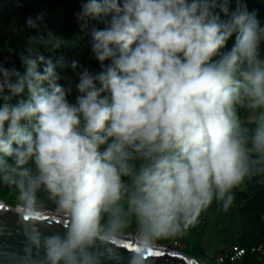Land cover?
Here are the masks:
<instances>
[{
    "label": "clouds",
    "instance_id": "1",
    "mask_svg": "<svg viewBox=\"0 0 264 264\" xmlns=\"http://www.w3.org/2000/svg\"><path fill=\"white\" fill-rule=\"evenodd\" d=\"M235 2L83 0L82 28L102 18L105 27L90 33L100 71L71 65L82 69L75 103L34 47L64 41L40 31L42 13L27 18L37 34L20 53L23 71L0 64V183L15 190L25 256L43 249L45 264H100L97 249L118 256L112 241L133 227L152 247L182 235L214 199L227 210L234 189L264 174V26ZM40 193L67 219L63 235L39 230Z\"/></svg>",
    "mask_w": 264,
    "mask_h": 264
},
{
    "label": "rangeland",
    "instance_id": "2",
    "mask_svg": "<svg viewBox=\"0 0 264 264\" xmlns=\"http://www.w3.org/2000/svg\"><path fill=\"white\" fill-rule=\"evenodd\" d=\"M244 1L242 0L243 3ZM260 1L264 7V0ZM82 2L83 0H14L13 4L8 7L0 8V64L6 68L15 67L21 72L23 71L20 53L26 47L27 38L37 34L35 29L27 27L26 20L28 17L35 18L42 13L43 22L40 25V31L46 34L47 30H51L64 43L54 50H51L50 45L44 44H36L34 47L39 50L47 49V58L52 59L56 65L55 70L60 77L59 83L65 87L71 84L72 92L68 96V100L75 103L76 96L79 95L75 84L78 82V72L82 69L73 70L71 65L75 61L92 72L100 71V64L91 51L90 33L93 28L105 27L104 18L101 20L89 19L87 27L82 28L81 26L75 32H69L77 20L76 14L79 12ZM236 7L235 0H232L230 10H235ZM261 15L260 24L264 26V9ZM221 17L227 19V17ZM234 43L235 40L229 39L223 51L230 50ZM261 56L264 58V43L261 45ZM238 115L246 126H251L247 120L249 114L245 109L239 108ZM233 194L235 199L227 210H224L221 203L214 199L212 204L200 214L202 219L197 218L196 222L182 235L177 238L156 241L167 244L174 243L175 239H178L176 246L180 250L188 248V254H192L200 261L205 260L212 264H256L252 256L243 257L235 262H218L215 257H212L219 248L228 246L235 241L248 242L255 234V230L245 220L242 212L244 198L256 195L252 177L246 178L239 187L233 190ZM0 198L10 205L17 203L15 190L3 183H0ZM39 201L41 205L56 208L44 193L39 194ZM128 232L135 234L134 227L130 228ZM204 241L207 249L211 248L215 251L211 253L214 255L203 248Z\"/></svg>",
    "mask_w": 264,
    "mask_h": 264
},
{
    "label": "water",
    "instance_id": "3",
    "mask_svg": "<svg viewBox=\"0 0 264 264\" xmlns=\"http://www.w3.org/2000/svg\"><path fill=\"white\" fill-rule=\"evenodd\" d=\"M35 219L43 235H63L68 223L66 218L57 213L56 208L48 205H41V214ZM25 244L24 227L16 214V205L7 204L0 198V264H45L43 249H33L31 256H25ZM112 244L118 256L110 258L103 248H98L100 264H129L133 253L141 254L144 264H212L196 259L174 243L156 241L152 247L145 249L140 246L136 234L130 232L122 239L113 240Z\"/></svg>",
    "mask_w": 264,
    "mask_h": 264
},
{
    "label": "trees",
    "instance_id": "4",
    "mask_svg": "<svg viewBox=\"0 0 264 264\" xmlns=\"http://www.w3.org/2000/svg\"><path fill=\"white\" fill-rule=\"evenodd\" d=\"M13 2L14 0H3L0 2V8L8 7L9 5L13 4ZM244 4H246L248 11L254 12L256 18L259 20V22H261V12L264 9V7L261 5V1L245 0ZM80 10L81 8L79 9V11ZM221 16H223V14ZM223 18L225 17L223 16ZM81 24L82 22L76 20L69 32H75L79 29V27H81ZM230 39L235 40V35L232 36ZM39 51H41L42 54L47 58L48 51L45 50V48H42V50ZM13 103H15V101H13ZM251 177L254 182L256 195L249 198H244L242 204V212L245 220L255 230V234L252 240L250 239L248 242L238 241L239 243L248 248L254 244L264 243V174L254 175ZM125 180H127V178H125ZM198 219H202L201 216H199ZM175 241L178 243V239H175ZM183 251L188 253V248H185ZM248 256H252L254 259L253 261L256 262V264H264V255L259 256L256 253H251L248 249L244 257Z\"/></svg>",
    "mask_w": 264,
    "mask_h": 264
},
{
    "label": "built area",
    "instance_id": "5",
    "mask_svg": "<svg viewBox=\"0 0 264 264\" xmlns=\"http://www.w3.org/2000/svg\"><path fill=\"white\" fill-rule=\"evenodd\" d=\"M175 245L178 243L175 241ZM248 249L251 253H256L259 256L264 255V243L254 244L251 247H246L239 242L232 243L229 247L219 251L214 256L218 262L232 261L235 262L245 256Z\"/></svg>",
    "mask_w": 264,
    "mask_h": 264
},
{
    "label": "crops",
    "instance_id": "6",
    "mask_svg": "<svg viewBox=\"0 0 264 264\" xmlns=\"http://www.w3.org/2000/svg\"><path fill=\"white\" fill-rule=\"evenodd\" d=\"M235 242H238V241H235ZM232 243H234V242H232ZM232 243H231V244H232ZM231 244H230V245H231ZM203 245H204L203 248H204L206 251H208L210 254L215 252V251H213L211 248H208V249L206 248V246H205V241H204V244H203ZM230 245H228V246L226 245V246H223V247L219 248L214 254H216V253H218L219 251L225 249L226 247H229ZM214 254H211V255H214Z\"/></svg>",
    "mask_w": 264,
    "mask_h": 264
}]
</instances>
